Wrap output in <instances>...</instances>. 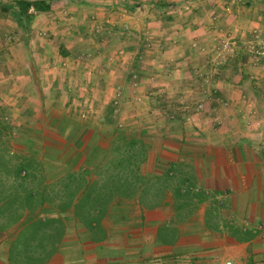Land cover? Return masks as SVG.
Wrapping results in <instances>:
<instances>
[{
	"label": "crops",
	"instance_id": "crops-1",
	"mask_svg": "<svg viewBox=\"0 0 264 264\" xmlns=\"http://www.w3.org/2000/svg\"><path fill=\"white\" fill-rule=\"evenodd\" d=\"M49 1L22 26L0 22L17 39L0 44V109L16 129L35 128L46 151L60 142L44 156L60 178H97L86 176L88 149L136 138V172L150 184L113 195L103 233L62 220L42 264H264V0H187L186 11H165L167 22L145 9L164 0ZM229 33L236 46L216 43ZM251 33L255 43L242 40ZM220 48L242 54L232 72ZM84 95L90 116L77 122L68 106ZM114 97L119 114L105 121L99 103ZM8 235L0 264H20Z\"/></svg>",
	"mask_w": 264,
	"mask_h": 264
},
{
	"label": "trees",
	"instance_id": "trees-1",
	"mask_svg": "<svg viewBox=\"0 0 264 264\" xmlns=\"http://www.w3.org/2000/svg\"><path fill=\"white\" fill-rule=\"evenodd\" d=\"M30 10L49 11L50 1L14 0L0 3V11L9 14L21 26L30 21ZM124 164V159L119 160L113 166L114 170L124 168L111 176L104 173L106 175L100 174L89 180L85 178V173L79 176L69 174L53 184H47L38 171L40 164L30 158L13 159L0 150V172L4 174L0 177V220L4 221V227L16 223L20 225L12 242L18 259L25 263L42 264L51 257L65 231L62 220L68 217L76 219L88 229L103 233L100 222L106 214L109 198L120 194V189L128 184L124 169L130 167L131 176L140 179L136 166Z\"/></svg>",
	"mask_w": 264,
	"mask_h": 264
},
{
	"label": "rangeland",
	"instance_id": "rangeland-1",
	"mask_svg": "<svg viewBox=\"0 0 264 264\" xmlns=\"http://www.w3.org/2000/svg\"><path fill=\"white\" fill-rule=\"evenodd\" d=\"M134 1V0H133ZM132 1V2H133ZM179 2L178 4L175 2ZM164 0V4L161 3L160 1L155 2V4L153 6H145V9H150L152 8L153 10H160V12L162 11L163 14H161V19L165 20V22H167V17L164 15L165 11H172V10H176V9H180V10H187V0ZM2 1L0 0V3ZM138 4V3H135ZM143 9V8H142ZM155 12V11H154ZM154 12L152 13L153 15L150 17L149 23H154L153 19L158 18L157 14H154ZM0 22L3 23L4 26H8V24L10 26H12V24H17L13 18L6 13L5 18L4 19H0ZM256 34L251 33L249 35H247V37L242 36V40H245L247 42L250 43H255L253 40H257V38L255 37ZM12 36V37H11ZM119 36V35H118ZM147 37H150V34H148ZM259 39L261 38V36L259 35L258 37ZM263 38H264V34H263ZM13 39V41H17L16 38H14L13 33H9L8 31H5L4 33L0 32V44L3 42H7L9 41V43H13V41H11ZM240 41V35H232L229 33V35H224L221 34V37L218 36L216 43L220 46H228L229 44H234V46H236L237 41ZM235 41V42H234ZM244 52H248L247 50H243ZM219 53H223V57H224V62H225V67H227L229 69L230 72H232L235 67L237 66V59L241 58V55L238 56V53L233 49H227V48H220V50H218ZM55 54V51H54ZM229 54V55H228ZM245 54V53H244ZM243 54V55H244ZM231 74V73H229ZM52 76H55V82L59 81L60 76L63 77V75H59L58 73H52ZM54 82V83H55ZM53 83V85H54ZM104 101L106 100L105 98H102ZM117 97L112 98V100L110 99L109 101H106V103H99L102 107L101 110L103 113V115H101L105 121H109L111 122V120H113L114 117H111L113 114L116 116L114 118V120L117 119V115L119 114V107L117 105ZM79 101H80V105H77L76 107L74 106H68L69 109V113L71 114L73 113L74 115L73 118L79 120L77 122H80V120H86L89 116H90V112L89 109L91 108V101H89V98L87 95L80 96L79 97ZM226 103L228 107V100L222 99V103ZM70 104V103H69ZM196 104V103H195ZM63 106V105H61ZM73 107V108H72ZM61 109H64L65 106L59 107ZM100 108V107H98ZM203 106H202V102H199L196 104V109L197 110H202ZM5 110L0 109V150L8 153L9 155L12 156L13 159H22V158H30L33 159V161L35 163H37L39 165V167H37L39 170L40 175L42 176L41 179H43L44 183L47 184H53L57 179L60 178V174H62L61 172H59L61 170V168H56L55 170H52L51 167L47 166V163L44 159L45 153L50 154V155H54L58 153V148L60 149L62 146L60 144V142L57 140V144L54 145L55 148H57V150H50V151H46L44 149V146L40 143L41 142V136H36L34 135L35 133H38L37 130H35V128L31 127L29 128L27 125H23L21 126V129H16L17 125L13 124L12 121H14V117L10 116L7 112H5ZM107 113V114H106ZM84 116H81L83 115ZM245 114H247L248 116H253L255 114H253L252 112H245ZM24 113H21L20 116L21 117H25ZM16 120V119H15ZM20 121L22 119H19ZM25 124H27L24 121ZM22 121V124H24ZM111 124V123H110ZM116 125L118 127L119 123ZM35 130V131H34ZM122 132V131H119ZM38 135V134H37ZM133 138L126 136L124 134H118L115 137L114 140V144L111 145V147L109 149H100V148H87L88 149V153L90 154L91 157H95V160L97 162H92L91 166L90 165H86L87 169L88 167L91 168L90 171H88L89 173L86 174V176H88L89 178H95L98 177L97 173L95 170L97 169V167H92V164L95 165L96 164H101L102 165L98 166V170L100 171L99 173H109V176L115 174V172L122 170L124 167H120L117 171L114 170V165L121 159H124V165H127L128 163L133 164V166L137 167L139 166V160H141L142 158V151L143 148L140 145V143L138 141H136L137 139H135V142L130 141ZM36 142V143H35ZM105 142V141H104ZM39 143L41 145H39ZM52 151V152H51ZM49 152V153H48ZM51 152V153H50ZM131 168H134V167ZM83 166V168H86ZM73 168V167H72ZM95 169V170H94ZM130 170L128 168L124 169L125 175H127L128 177V184L127 186H123L120 189V194H116L115 198L117 197H121L124 194L125 196L127 195H131L134 191L133 189L135 188V185L137 184H150L149 183V179H148V183L146 182L147 179H136L134 176H131V173L129 172ZM66 174V173H65ZM104 174V175H106ZM77 176L82 175V173L76 174ZM4 176L3 172H0V177ZM87 178V177H85ZM146 178V177H145ZM103 180V179H101ZM105 181H109L110 180L108 178H104ZM133 182L132 186L131 183ZM107 184V183H106ZM114 198V200H115ZM111 198H109L108 203L110 202ZM113 201V200H112ZM107 203V204H108ZM106 204V205H107ZM21 222V221H20ZM11 226H15V228L11 227ZM20 229V225L19 223L10 225L9 227H4V221L0 220V236H4V235H8V237L13 236V234H17V231ZM0 241H3L2 237L0 238ZM0 248H2V244L0 242ZM18 262L20 264H22V261L17 259ZM38 264V263H35Z\"/></svg>",
	"mask_w": 264,
	"mask_h": 264
},
{
	"label": "built area",
	"instance_id": "built-area-1",
	"mask_svg": "<svg viewBox=\"0 0 264 264\" xmlns=\"http://www.w3.org/2000/svg\"><path fill=\"white\" fill-rule=\"evenodd\" d=\"M233 1H244V0H233ZM81 116H84V114L83 115H81ZM229 264V263H228Z\"/></svg>",
	"mask_w": 264,
	"mask_h": 264
}]
</instances>
